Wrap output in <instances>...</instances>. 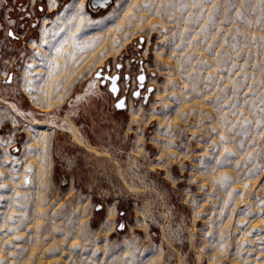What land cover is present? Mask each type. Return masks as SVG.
<instances>
[{
  "label": "rangeland",
  "instance_id": "374dc122",
  "mask_svg": "<svg viewBox=\"0 0 264 264\" xmlns=\"http://www.w3.org/2000/svg\"><path fill=\"white\" fill-rule=\"evenodd\" d=\"M89 2L55 89L30 42L57 9L0 0V264H264V0Z\"/></svg>",
  "mask_w": 264,
  "mask_h": 264
},
{
  "label": "bare ground",
  "instance_id": "6f19581e",
  "mask_svg": "<svg viewBox=\"0 0 264 264\" xmlns=\"http://www.w3.org/2000/svg\"><path fill=\"white\" fill-rule=\"evenodd\" d=\"M136 2V1H135ZM137 4V3H136ZM52 6H55V1L52 2ZM83 6L82 5V0H71L66 2L62 7H60V9L56 12V14L54 15L53 19H52V23L48 28H43L42 29V33H41V39L40 41L35 44V46L37 47V49L40 50V59L43 60L44 65L46 67V70L44 72H40V76H39V82H41L42 80H54V88H56V86H60L59 80H61L60 78H55V75L58 74L59 77L60 76H67L66 72H63L67 67L68 63H71L73 60V51H72V45H76L78 47V49H83V41L80 39L82 35H84L87 31L91 30L94 31L96 29H98L99 27H102L104 22H105V16L103 17L104 19H96V20H91L89 19V17L87 18L84 15V10H83ZM127 6V5H126ZM125 6V7H126ZM128 7V6H127ZM126 7V8H127ZM113 13V12H112ZM107 15V14H106ZM109 16V15H108ZM107 17V16H106ZM101 18V17H99ZM38 52V51H37ZM38 54V53H37ZM34 60V59H33ZM38 62V61H37ZM35 63V62H34ZM33 64V63H32ZM38 64V63H37ZM39 65V64H38ZM43 65V64H42ZM36 66V65H35ZM38 67V66H37ZM42 67V66H41ZM69 68H71L69 66ZM37 69V68H36ZM67 70V69H66ZM73 71V69H72ZM70 71V72H72ZM27 72V71H26ZM28 73V72H27ZM36 74V73H35ZM34 74V75H35ZM69 74V73H68ZM38 75V74H37ZM36 75V76H37ZM71 75V74H70ZM75 75V73H74ZM72 75V77L74 76ZM29 76V74L27 75ZM30 76H32L30 74ZM29 76V77H30ZM65 76L63 78H65ZM31 78V77H30ZM62 78V77H61ZM56 79V80H55ZM70 79V77H69ZM68 79V80H69ZM26 80V79H25ZM32 80V78H31ZM71 80V79H70ZM66 81V80H65ZM28 82V81H27ZM33 82V81H31ZM30 82V83H31ZM64 82V81H63ZM62 82V83H63ZM46 83V81H45ZM61 83V82H60ZM61 83V84H62ZM29 84V82H28ZM48 84V82H47ZM67 84V83H66ZM40 85V84H39ZM51 85V84H50ZM33 86V84H32ZM44 86V85H43ZM46 86V85H45ZM44 86V87H45ZM63 86V85H61ZM42 87V86H40ZM52 87V86H50ZM46 89V88H45ZM54 89V90H55ZM63 90V89H61ZM39 91V90H36ZM53 89L50 91V89L45 90L46 94L45 95L48 100H46V103H42L41 101L35 100L36 96H32V99L35 100V106L39 107L41 109H48L50 108V104L51 101L50 99L53 98L51 96ZM29 92V91H28ZM35 92V91H34ZM44 92V91H43ZM54 92V91H53ZM56 92V90H55ZM54 92V93H55ZM31 93V92H30ZM29 93V94H30ZM37 93V92H35ZM34 93V94H35ZM41 93V90H40ZM53 93V95H55ZM45 94V93H44ZM42 94V95H44ZM36 95V94H35ZM41 95V94H40ZM30 96V97H31ZM56 96V95H55ZM40 97V96H39ZM45 97V98H46ZM44 98V100H45ZM42 100V99H41ZM55 100V98L53 99ZM53 103V102H52ZM57 103V102H56ZM14 121V120H12ZM24 126V125H23ZM36 126V125H34ZM25 129V131L27 132V140H25L26 142H29L31 144H33L34 146L38 143L40 144V148H42V151L44 149V143L46 142V139L49 135V132L44 131V129L40 130L39 129H35L33 127H31L29 124H26L25 127H23ZM76 130L75 132L73 131V137L74 139L80 143L81 145L85 146L86 149L89 150H94V148H92L90 145H87L82 139H80L77 135H76ZM24 142V143H26ZM3 143V142H2ZM1 144V143H0ZM30 144V145H31ZM5 145V144H4ZM3 146V145H2ZM6 148V147H5ZM25 148V147H24ZM31 148V147H30ZM39 148V147H38ZM41 151V150H40ZM3 152V151H2ZM5 152V151H4ZM29 152V151H26ZM25 152V154H26ZM44 153V152H43ZM5 154V153H4ZM34 155V154H33ZM39 155V154H38ZM6 156V155H5ZM31 156V155H29ZM46 156V155H43ZM15 158V157H14ZM18 159V158H17ZM15 160V159H14ZM109 206V205H108ZM112 208V207H111ZM112 214V210L108 209V215ZM107 215V214H106ZM113 216V215H112ZM105 219V218H104ZM107 219V217H106ZM43 228V227H42ZM44 232H46V229H43ZM44 234H41L40 236H42ZM37 237V236H36ZM35 237V238H36ZM43 237V236H42ZM56 241H54L53 243H51V246H49V249L56 247L58 245V241L55 237H53ZM34 239V238H33ZM41 238H37L36 241L37 244H40V240ZM47 241V240H46ZM35 242V241H33ZM48 243V242H47ZM45 244V243H44ZM35 245V244H34ZM49 245V244H48ZM32 246V245H31ZM46 246V245H45ZM61 246V245H60ZM33 247V246H32ZM47 247V246H46ZM39 248V247H38ZM59 248V247H58ZM62 248V247H61ZM60 248V249H61ZM33 249V248H32ZM31 250V249H30ZM35 250V249H34ZM36 251V250H35ZM45 252V251H44ZM48 252V251H47ZM46 252V253H47ZM39 253V252H37ZM45 253V254H46Z\"/></svg>",
  "mask_w": 264,
  "mask_h": 264
},
{
  "label": "water",
  "instance_id": "95a60500",
  "mask_svg": "<svg viewBox=\"0 0 264 264\" xmlns=\"http://www.w3.org/2000/svg\"><path fill=\"white\" fill-rule=\"evenodd\" d=\"M112 0H90L89 2V6L92 7L93 9L95 8H104L106 7ZM140 41H143V37L141 36ZM101 72L100 70L95 72V76L100 77ZM128 75V74H127ZM126 75V77H127ZM107 77H109L111 79V84H110V90H112L113 94L116 96L118 93V83L117 80L119 78L118 73L114 74L113 76H108L107 74L105 75ZM141 77L143 79H141ZM114 78V79H113ZM12 79V73H10V75L8 76V81H10ZM137 80H138V89L134 92V96L137 97L138 93H139V89L142 88L144 86L145 80H146V74H144V72L142 71V73H139L137 76ZM104 79L102 80V82L104 83ZM114 89V90H113ZM153 89V86H149V91H151ZM121 102H123V106L122 107H117L118 104H120ZM116 107L117 108H125L126 107V96H122L120 98H118L116 100ZM15 149H18L17 147H15ZM123 226V224L120 225V228Z\"/></svg>",
  "mask_w": 264,
  "mask_h": 264
},
{
  "label": "flooded vegetation",
  "instance_id": "af4514ba",
  "mask_svg": "<svg viewBox=\"0 0 264 264\" xmlns=\"http://www.w3.org/2000/svg\"><path fill=\"white\" fill-rule=\"evenodd\" d=\"M48 1V4H49V8L50 9H52V10H54V9H57V11L60 9V7L59 8H56L57 7V0H47ZM53 1H55V6H52V2ZM60 1H64V0H60ZM26 3H25V0H13V4H12V7L10 8V11H9V13L10 14H13V11H17V9H19V8H21V7H23V8H25L26 9V5H25ZM62 7V6H61ZM38 8H39V10H43L44 9V6L43 5H41L40 3L38 4ZM95 9H97V8H95ZM56 11V12H57ZM12 12V13H11ZM56 14V13H55ZM11 16V15H10ZM43 28H46V27H44V23H42V26H41V33H42V29ZM8 34L11 36V37H14L15 39H17V37H18V35L13 31V28L11 27V26H9L8 27ZM40 39H41V34H40ZM40 39H39V41H40ZM38 42H36V41H31L30 42V45L31 46H35V44H37ZM10 73H12V72H10ZM10 73H9V75H10ZM12 76H13V74H12ZM127 80H129V78H130V76L129 75H127Z\"/></svg>",
  "mask_w": 264,
  "mask_h": 264
},
{
  "label": "snow or ice",
  "instance_id": "6c2138e0",
  "mask_svg": "<svg viewBox=\"0 0 264 264\" xmlns=\"http://www.w3.org/2000/svg\"><path fill=\"white\" fill-rule=\"evenodd\" d=\"M114 79V78H113ZM141 79H143L142 77H141ZM114 90V89H113ZM123 106V102H121L120 104H118L117 105V107H122Z\"/></svg>",
  "mask_w": 264,
  "mask_h": 264
}]
</instances>
